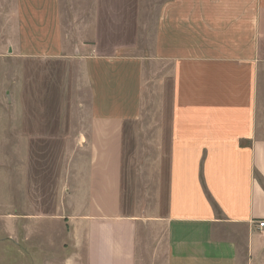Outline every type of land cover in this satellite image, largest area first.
<instances>
[{
	"label": "crops",
	"instance_id": "obj_1",
	"mask_svg": "<svg viewBox=\"0 0 264 264\" xmlns=\"http://www.w3.org/2000/svg\"><path fill=\"white\" fill-rule=\"evenodd\" d=\"M63 2L0 0V213L64 208L72 264H264V0Z\"/></svg>",
	"mask_w": 264,
	"mask_h": 264
},
{
	"label": "rangeland",
	"instance_id": "obj_2",
	"mask_svg": "<svg viewBox=\"0 0 264 264\" xmlns=\"http://www.w3.org/2000/svg\"><path fill=\"white\" fill-rule=\"evenodd\" d=\"M66 1L67 5L71 3L70 0H64L63 4ZM81 4L84 6V2H81ZM148 4H150V8L148 7L143 14L147 17V20L142 23L141 28V24L138 26V32H141L144 39L150 37L154 15L152 3L147 2ZM84 15V9L80 12L74 10L73 15H70L72 17L70 26H73V28L74 26L76 28L82 27L85 21ZM70 26L66 27V31L69 30ZM77 33H79V29H77ZM138 46L141 47L140 43ZM138 46H136L137 49ZM153 111L154 109L152 108ZM156 120L157 115L154 119V114L149 115L146 109L142 120L143 126L147 128L149 123H153ZM145 131L147 133V130ZM72 148L74 147L68 144L61 147L62 173L65 172L64 169L68 170V157ZM155 158L156 153L153 147L147 144L138 147L137 202L142 200L145 197V191H148V179L151 178L152 181L155 178ZM146 185L147 187L145 188ZM63 189L62 195L65 196L66 188L63 187ZM39 213L40 211L35 212L33 210L27 213L26 210L20 207L15 211L14 216L5 217L3 212L0 213V264H72L75 242L72 228L67 219L68 212L62 208L58 217L50 221L36 219L40 218L38 217ZM217 236L224 237L225 235L217 234ZM140 262L146 264L147 260L142 259Z\"/></svg>",
	"mask_w": 264,
	"mask_h": 264
},
{
	"label": "built area",
	"instance_id": "obj_3",
	"mask_svg": "<svg viewBox=\"0 0 264 264\" xmlns=\"http://www.w3.org/2000/svg\"><path fill=\"white\" fill-rule=\"evenodd\" d=\"M257 225H258L259 228H263L264 227V222L260 221V222H258Z\"/></svg>",
	"mask_w": 264,
	"mask_h": 264
}]
</instances>
